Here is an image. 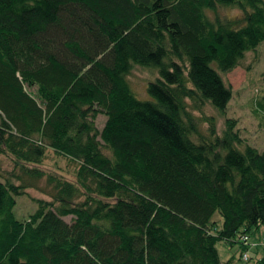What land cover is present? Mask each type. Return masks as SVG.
Returning <instances> with one entry per match:
<instances>
[{"label":"trees","instance_id":"obj_1","mask_svg":"<svg viewBox=\"0 0 264 264\" xmlns=\"http://www.w3.org/2000/svg\"><path fill=\"white\" fill-rule=\"evenodd\" d=\"M262 43L264 0H0V156L34 176L48 147L79 162L27 219V186L0 178V264H238L264 227V150L240 149L231 118L194 140L188 99L225 112L222 73ZM135 66L159 72L151 99Z\"/></svg>","mask_w":264,"mask_h":264},{"label":"rangeland","instance_id":"obj_2","mask_svg":"<svg viewBox=\"0 0 264 264\" xmlns=\"http://www.w3.org/2000/svg\"><path fill=\"white\" fill-rule=\"evenodd\" d=\"M209 14L214 17L215 12L209 11ZM219 14L239 17L242 12L234 7H221ZM222 75L227 85L233 90L232 99L225 112L219 111L209 102L188 99L189 109L199 123V134H195L193 139L199 141L202 137L209 138L211 136L210 127L213 124L217 127L218 135L223 136L227 130V120L231 118L236 123L235 130L241 139L240 143H237L240 149L244 150L247 145H252L264 150V112L256 109L257 100H260L264 94V43L256 50L249 52L242 65ZM158 76L157 69L135 66L129 75V81L136 96L143 100L151 99L148 85ZM106 119V115H99L96 119L99 129L103 128ZM106 152L111 154L110 151L106 150ZM223 153L225 154L226 150ZM17 166L18 164L11 155L0 156V178L11 179L17 184L27 186L26 193L17 197V204L14 208L17 218L27 219L36 211L37 199L53 200L55 191L49 184L48 177L56 175L76 182L79 162L48 147L42 160L38 164L31 165L38 167L43 173L42 176L25 173L20 168L17 169ZM219 217L217 215V218ZM66 220L70 221L71 216H67ZM248 241L250 248L244 252L242 257L238 243L231 246L224 241L219 242L218 248L222 260L228 261L235 256L237 260L241 257L238 264H262L260 261L264 257V227ZM250 259L252 262H248Z\"/></svg>","mask_w":264,"mask_h":264},{"label":"built area","instance_id":"obj_3","mask_svg":"<svg viewBox=\"0 0 264 264\" xmlns=\"http://www.w3.org/2000/svg\"><path fill=\"white\" fill-rule=\"evenodd\" d=\"M245 239H246V240H249V238H248V237H245ZM247 257H248V255H247Z\"/></svg>","mask_w":264,"mask_h":264}]
</instances>
